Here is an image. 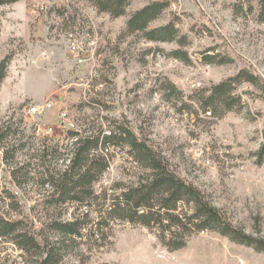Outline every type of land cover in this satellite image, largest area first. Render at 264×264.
<instances>
[{"label": "rangeland", "instance_id": "obj_1", "mask_svg": "<svg viewBox=\"0 0 264 264\" xmlns=\"http://www.w3.org/2000/svg\"><path fill=\"white\" fill-rule=\"evenodd\" d=\"M126 1L125 14L117 17L99 12L89 0L0 5V61L9 57L0 85V124L18 123L16 137L27 146L16 152L11 166L29 165L30 177L22 186L14 184L0 151V208L10 217L19 215L10 208L9 198H1L12 192L21 213L41 228L48 187L40 183L42 168L35 156L43 140L58 139L65 147L66 128L84 124L107 130L108 122H114L147 137L175 172L232 225L264 239V157L256 156L264 143V0H168L148 29L176 18L183 45L126 33L130 14L155 0ZM73 43L79 53L72 50ZM175 49L185 52L187 61L172 56ZM241 69L256 76L257 83L237 84L232 94L239 99L231 109L220 105L216 113L203 110L192 91ZM164 82L174 84L178 93L167 98ZM46 99L52 102L50 109L40 115L28 113L30 106ZM8 144L5 140L0 150ZM110 152V167L94 183L96 193H111L116 182H132L142 174L126 148L111 147ZM98 205L82 209L95 210ZM84 234L66 242L57 264H264V251L216 230L191 232L184 246L175 250L147 227L118 219L110 220L102 234ZM0 257L9 264L30 260L2 238Z\"/></svg>", "mask_w": 264, "mask_h": 264}, {"label": "trees", "instance_id": "obj_2", "mask_svg": "<svg viewBox=\"0 0 264 264\" xmlns=\"http://www.w3.org/2000/svg\"><path fill=\"white\" fill-rule=\"evenodd\" d=\"M17 0H0V5ZM99 12L111 17L125 14L126 0H89ZM168 0H155L130 14L126 21V33L139 32L150 41H176L183 45V39L177 38L175 19L167 24L148 29V24L156 19L168 6ZM171 55L187 61L185 52L175 49ZM212 61V56H205ZM9 57L0 61V85L6 76ZM257 83V77L245 69L225 78L209 87L193 90L203 110L216 113L220 105L231 109L239 99L232 94L240 82ZM166 97L178 92L174 84L163 83ZM96 101V100H94ZM88 101L93 107L102 108L98 102ZM109 133L101 127L85 126L66 128L67 146L60 140L45 138L39 154L35 157L42 168L40 183L48 187L44 195L45 221L41 228H35L34 222L19 210L18 198L12 192H4L1 198L10 199V208L19 212L10 217L0 208V238L13 242L28 256L29 264H57L67 246L76 238H82L85 230L92 235L102 234L110 220H120L139 224L153 231L160 242L170 250L179 249L185 244L187 234L194 231L216 230L231 239L253 245L264 251V239L246 234L241 228L232 225L202 192L182 179L171 167L166 157L157 150L150 140L124 124L108 122ZM18 123L13 127L10 121L0 124V146L5 140L10 146L3 147L2 160L10 165L11 180L18 187L30 180L29 165L11 166L16 152L24 149L26 142H20L16 135ZM12 139V143H11ZM16 141V142H15ZM7 142V141H6ZM9 143V142H8ZM111 147L126 148L128 156L142 169V174L132 182H116L111 193L106 190L96 193L94 183L109 168ZM66 149L62 152L61 149ZM259 160L264 157V143L256 152ZM61 162L60 168L57 167ZM109 201L107 206L99 201ZM98 202L95 210L82 209ZM74 204L73 209L63 207ZM187 209H183L180 204ZM91 212L96 214L91 217ZM68 215V216H64ZM0 264H9L0 257Z\"/></svg>", "mask_w": 264, "mask_h": 264}, {"label": "built area", "instance_id": "obj_3", "mask_svg": "<svg viewBox=\"0 0 264 264\" xmlns=\"http://www.w3.org/2000/svg\"><path fill=\"white\" fill-rule=\"evenodd\" d=\"M75 40V39H74ZM90 43L95 44V42L92 40H90ZM73 51H77L78 48L80 49L79 46H76L75 43H73V45L71 46ZM76 53H79V51H77ZM80 61H82L81 59H79ZM52 107V102L48 99H46L44 102L39 103V104H34L32 106H30L27 111L30 114H37L40 115L42 112H45L46 110L50 109ZM48 131H51L52 128L48 127L47 128ZM107 133H109V129L106 130ZM109 167H110V163H109Z\"/></svg>", "mask_w": 264, "mask_h": 264}, {"label": "crops", "instance_id": "obj_4", "mask_svg": "<svg viewBox=\"0 0 264 264\" xmlns=\"http://www.w3.org/2000/svg\"><path fill=\"white\" fill-rule=\"evenodd\" d=\"M6 80V79H5Z\"/></svg>", "mask_w": 264, "mask_h": 264}]
</instances>
